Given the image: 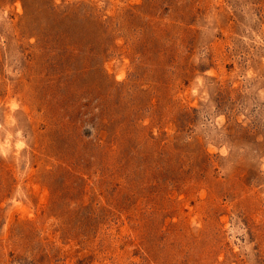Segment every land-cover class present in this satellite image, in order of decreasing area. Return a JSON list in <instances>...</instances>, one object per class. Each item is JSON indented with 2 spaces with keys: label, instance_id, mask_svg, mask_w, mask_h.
Returning <instances> with one entry per match:
<instances>
[{
  "label": "rangeland",
  "instance_id": "1",
  "mask_svg": "<svg viewBox=\"0 0 264 264\" xmlns=\"http://www.w3.org/2000/svg\"><path fill=\"white\" fill-rule=\"evenodd\" d=\"M0 264H264V0H0Z\"/></svg>",
  "mask_w": 264,
  "mask_h": 264
}]
</instances>
